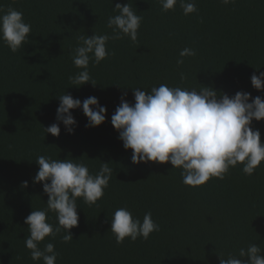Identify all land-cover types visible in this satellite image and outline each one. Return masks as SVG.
Segmentation results:
<instances>
[{
	"label": "trees",
	"instance_id": "16d2710c",
	"mask_svg": "<svg viewBox=\"0 0 264 264\" xmlns=\"http://www.w3.org/2000/svg\"><path fill=\"white\" fill-rule=\"evenodd\" d=\"M129 2L143 17L137 43L127 37L109 40L111 55L89 64L97 85L77 88L69 81L80 70L71 59L77 38L111 35L108 18L118 14L116 3L128 0H0V8L23 12L32 26L27 44L16 53L0 41V264H43L31 259L24 243L29 235L24 219L47 207L42 183H33L41 155L75 159L93 174L102 162L114 170L96 204L78 198L79 224L70 230L72 241L62 240V229L40 243L41 248L54 244L56 264H219L217 254L226 258L252 243L264 250V161L251 176L238 164L223 179L213 177L192 187L183 183L182 169L170 162L133 164L131 150L124 149L111 124L125 91V99L134 103L132 89L150 91L161 83L264 97L250 79L264 71V0H195L198 11L189 15L179 4L164 12L158 0ZM185 47L196 49L197 55L177 65ZM62 94L81 102L98 98L107 109L105 122L86 127L82 109H73V134L62 123L59 137L47 134ZM253 127L264 142V120L253 121ZM120 207H128L141 221L150 211L160 230L147 240L126 238L117 244L110 227ZM48 217L58 223L55 213Z\"/></svg>",
	"mask_w": 264,
	"mask_h": 264
},
{
	"label": "clouds",
	"instance_id": "9594fccd",
	"mask_svg": "<svg viewBox=\"0 0 264 264\" xmlns=\"http://www.w3.org/2000/svg\"><path fill=\"white\" fill-rule=\"evenodd\" d=\"M162 11L174 10L176 5L185 15L198 11L195 0H158ZM222 3H234V0H222ZM117 15L110 16L107 27L112 34H82L77 38L73 50L72 63L80 69L69 77L70 84L77 88L97 83L89 72L90 62L100 64L111 55L108 50L109 40L129 38L138 41V30L143 17L136 13L132 4L116 3ZM32 30L24 19L23 12L9 7L5 12L0 8V41L16 53L29 40ZM197 50L185 47L179 53L177 65L184 64V57H195ZM259 70V69H257ZM185 76L181 74V80ZM251 85L257 91L264 92V71L251 76ZM119 86V85H118ZM125 89V88H124ZM134 103L128 102L125 91L120 104L111 116V124L119 133L125 150H131L133 164L157 162L171 163L173 168L182 169L183 183L197 187L204 185L210 178L223 179L230 167L243 165V173L251 176L264 161V142L261 132L253 127V121L264 120V97H252L245 91L234 95L218 92L211 86L200 89L168 86L161 83L150 91L141 88L132 89ZM56 122L44 127L47 134L59 137L62 123L69 134L74 133L77 121L73 109H82L87 117L86 127H97L106 120L107 109L99 104L98 98L87 97L81 102L70 94L58 96ZM39 168L33 183H42L43 192L48 196L45 209L32 210L24 219L29 235L25 237V247L30 250L33 261L43 264H56L58 253L53 243L41 248L39 245L46 237H55L63 229L62 240H73L71 229L78 227V198L92 206L105 195L109 187L113 168L109 162H102L95 174L83 162L75 159H52L38 156ZM27 188L28 182L23 181ZM56 214L57 224L49 222L48 213ZM100 214V213H99ZM111 232L117 244L126 238L136 241L147 240L151 233L160 230L152 213L146 212L141 221L128 207L115 210L111 220ZM264 250L259 244L252 243L247 248H240L238 253H229L225 258L217 254L219 264H264Z\"/></svg>",
	"mask_w": 264,
	"mask_h": 264
}]
</instances>
